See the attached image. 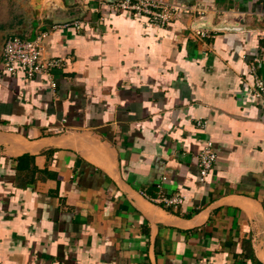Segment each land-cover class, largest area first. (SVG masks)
<instances>
[{"label":"crops","instance_id":"crops-1","mask_svg":"<svg viewBox=\"0 0 264 264\" xmlns=\"http://www.w3.org/2000/svg\"><path fill=\"white\" fill-rule=\"evenodd\" d=\"M170 1L0 0V65L13 35L61 63L0 71V264H264V0Z\"/></svg>","mask_w":264,"mask_h":264},{"label":"built area","instance_id":"built-area-1","mask_svg":"<svg viewBox=\"0 0 264 264\" xmlns=\"http://www.w3.org/2000/svg\"><path fill=\"white\" fill-rule=\"evenodd\" d=\"M100 10L103 14L112 11L123 10L131 12L137 16H147L151 23L166 26L175 18L189 17L194 14L195 8L186 3H179L170 0H98ZM202 17V13H200ZM81 21H75L73 24L81 27ZM194 33L202 38L213 37V29L204 26H198L194 29ZM61 65L57 59L44 60L42 57V37L36 36L21 37L13 35L6 39L3 48L2 65L0 71L7 70L16 73L18 69H23L29 78L36 75L47 74L52 67ZM254 75L253 91L261 100L264 101V78L258 75L255 66L252 67ZM198 165L200 167L201 178L205 179L214 168L217 159L211 142H207L199 151ZM160 200L168 202V204H180L184 201L180 196H163Z\"/></svg>","mask_w":264,"mask_h":264},{"label":"water","instance_id":"water-1","mask_svg":"<svg viewBox=\"0 0 264 264\" xmlns=\"http://www.w3.org/2000/svg\"><path fill=\"white\" fill-rule=\"evenodd\" d=\"M200 26L209 27L210 23H207L206 21L203 20V22L200 23Z\"/></svg>","mask_w":264,"mask_h":264},{"label":"bare ground","instance_id":"bare-ground-1","mask_svg":"<svg viewBox=\"0 0 264 264\" xmlns=\"http://www.w3.org/2000/svg\"><path fill=\"white\" fill-rule=\"evenodd\" d=\"M156 187H157V185H156ZM156 193V192H155ZM254 263V262H253Z\"/></svg>","mask_w":264,"mask_h":264}]
</instances>
